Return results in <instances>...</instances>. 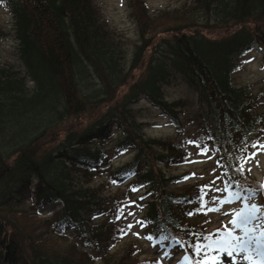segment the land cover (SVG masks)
Listing matches in <instances>:
<instances>
[{"label":"trees","instance_id":"16d2710c","mask_svg":"<svg viewBox=\"0 0 264 264\" xmlns=\"http://www.w3.org/2000/svg\"><path fill=\"white\" fill-rule=\"evenodd\" d=\"M192 1L202 20H190L188 9L174 11L184 25L173 26L176 32L170 37L154 40L162 31L150 29L139 17L156 18L169 12L153 17L156 13L145 2L129 0L138 39L126 62L122 39L101 17L93 0H0L12 15L21 68L0 63V213L21 229L35 264L160 262L139 261L134 245L111 252L123 237L121 206L129 201L133 188L143 190L141 222L153 242L182 249L190 264L205 253L209 262L211 254L203 243L212 232L206 231L208 219L200 215L203 186L183 185L189 173L166 175L159 167L184 159L186 146L180 141L147 138L126 102L143 98L181 133L180 118L187 103L167 99L166 89L173 81L196 93L192 117L197 125L196 143L216 153V164L228 186L248 195L262 192L261 185L243 172L242 162L251 149L264 144V107L258 111L259 98L249 85H236L233 74L239 68L237 59L256 47L264 67V0ZM194 26L234 30L226 37L207 39L200 31L191 32ZM153 40L156 54L149 53L145 73L126 96L87 129L67 132L56 150L45 152L46 138L54 136L56 141L61 123L114 98ZM160 43L167 49L164 53L159 51ZM114 128L119 133L114 151H136L131 162L117 168L109 164L105 147L116 137ZM103 173L108 175L107 183L91 186ZM128 176L132 182L125 191L105 195L113 181ZM54 201L61 209L43 219L45 234L27 233L21 225L23 216L36 215ZM43 235L63 242L64 252L47 247ZM162 236L169 239L161 241ZM196 247L202 251L194 255ZM0 264H28L18 234L2 221Z\"/></svg>","mask_w":264,"mask_h":264},{"label":"rangeland","instance_id":"374dc122","mask_svg":"<svg viewBox=\"0 0 264 264\" xmlns=\"http://www.w3.org/2000/svg\"><path fill=\"white\" fill-rule=\"evenodd\" d=\"M140 1L145 2L151 13H156L155 15H151L153 17L158 16L159 14L157 13L159 12H169V14L160 15L156 18H148L142 16L139 17L143 23H148L150 29L156 30L158 32L162 31L155 36L156 38H154V40H159L168 35L170 37L172 33L176 32L177 27L173 26L182 24L184 25V22H181L179 19V13L174 11L179 12L181 10L188 9L190 20H195L196 23L199 22V19L200 21L202 20V18H199L198 16L199 12L195 11V8L193 9L192 0ZM93 2L95 3V5H97L101 17L107 22L108 26L115 30L119 37L122 39V48L125 53V60L126 62H128L129 59H131L133 49L138 39L137 25L131 13L132 10L129 0H93ZM170 27L173 28L171 30H168ZM194 30H196L197 32L200 31L207 39H219L228 36L233 32L234 29L232 27L209 29L202 26H194L191 28V32ZM0 31L2 33V35H0V63L10 66L14 69H21L17 53L18 43L15 40L13 31L12 15L8 7L3 5L1 2ZM183 31H186V29ZM154 40L153 44L146 51L142 61L138 64V67L131 70L128 76L127 83L119 87V89L115 91L114 98L111 101L103 102L104 104H101L98 108L91 110L89 109L83 113L77 114L75 116L73 115L65 120L63 123H61L62 128L57 132V135L55 134L56 141L52 140L54 136L46 138L48 139V142L44 144V147L42 149L45 150V152L56 150L55 146L59 143V141L63 140L67 132H69V134H77L87 129L100 117L105 115L114 102L124 98L133 86V83H135L136 80L141 78L145 73L147 59H149L148 56L156 51L153 49L156 43V41L154 42ZM158 48L161 53H164L167 50L165 46H161V43L160 47ZM237 65L239 66V68L238 71L233 74V82L238 86H250L252 93L259 98L260 108L258 111L260 112L264 107V67L262 65V54L259 48L256 47L253 51L240 56L237 59ZM97 81L92 77V82L94 84H98ZM173 83V85L168 86L166 89L167 99L170 101L184 100L187 103V106L185 107L186 109L182 111V115L180 118L181 122L184 125L181 134L176 132L171 122L161 114L160 110L152 107L143 98L134 101H132L133 99H128L126 102H130L129 107H132L136 112L137 119L142 123V130L147 138L182 141L188 147L189 155L187 157L184 156L185 159L180 163L172 164L169 166L160 164L159 167L163 172L166 173V175L182 174L185 172L190 173L183 185L193 186L200 184L203 186V201L204 205H206V207L203 208L206 215L203 216H207L210 219L206 222V224L209 222L206 227V231H212L215 228L214 231L220 232L224 230V226L221 225H225L226 227H229L228 230L231 229V231L233 232V226L230 224V221L233 219V216L231 214L235 213V211L237 210L238 203H235V201L223 204L209 203V201L213 198H223L224 200H228L230 197H232V195L228 192L224 176L220 173L218 167L216 166L214 159L215 154L211 152L210 148L209 152L206 155L200 154V149L189 143L190 141H194L195 137L198 134L196 133L197 125L194 124V119L192 118L193 115H195L198 103L196 93L187 88V86L182 82L173 81ZM27 84L30 83H28L27 81ZM84 90H86V88H84ZM113 131L115 132L116 137H114L111 142H109V144L105 147L108 148V151L110 153V163L118 167L122 164L131 162V159L135 156L136 151L129 150L124 153L114 152V145L119 139V133H117L115 128L113 129ZM255 148L256 150H253L254 152L252 151V155L250 154L248 159L245 161L244 170L247 171L251 177L260 181L264 188V147L258 145ZM253 154H255L254 157ZM107 181L108 175L106 173H103L102 176H99L92 180L91 186L97 187L101 183H107ZM128 181L129 180H126L125 183L123 181H120L119 183L112 184L111 187H109V191H104L105 195L111 196L115 195L118 192L120 193L122 191H125L128 188ZM177 186L179 185H176L175 187ZM225 188H227V192L218 191ZM205 193H207L208 195L205 196ZM141 195V189L133 188L132 195L129 201L122 204L120 220H122L123 222V237L121 241L113 247L111 252H113V254H115L117 251L123 252L124 250H127L129 247H133L134 245L133 248H135L136 246L137 252L139 253V261H152L155 258H160L162 259L161 264H173L175 259L179 256L176 254V250H171L170 252L163 253L164 247L159 245L153 247V244L150 243L151 240L149 239V235L145 230L143 223L141 222V216L144 212V209L142 207V200L140 198ZM261 203V199L254 202V204L259 206L261 205ZM26 205L27 204L25 203L18 204V206L21 207ZM59 209H61L60 204L58 202H52L42 211H38L36 215L30 212L31 216H28V214L26 213V217L23 216L24 219L21 220V225L29 234L38 235L40 231L45 234L43 231L45 227L43 219L45 218V216H48L51 213H54V215H56L57 213H59ZM193 219H195L196 222V218L194 217ZM233 229L235 230L236 228ZM262 231H264V227H256L254 231H251L248 234H245V232L241 229L237 230L235 234L233 233L230 238H227V244H225L224 246H230L231 248L236 249V251L233 253L235 261L238 260L236 258H239V256L243 258L244 255H248L251 259L247 262L264 264V256L258 254L256 244V241L258 240L259 250L260 252H264V236L261 235ZM221 235L222 232L218 234V237ZM43 237L44 239H46L45 241L47 247L56 249L59 251V253L64 252V248L66 247L63 242L56 240L53 237L49 238L46 235H43ZM205 238L207 239L208 236H206ZM250 240L252 241L251 243H249ZM23 248L30 255L28 242L26 241L25 236L23 239ZM21 254L27 261L22 251ZM223 255H226V253ZM223 255L218 251L213 252L211 254V260L213 257H216L221 261L222 264ZM211 260L209 259V262ZM94 264H100V262L96 261L94 262ZM238 264H240V259L238 260Z\"/></svg>","mask_w":264,"mask_h":264},{"label":"snow or ice","instance_id":"6c2138e0","mask_svg":"<svg viewBox=\"0 0 264 264\" xmlns=\"http://www.w3.org/2000/svg\"><path fill=\"white\" fill-rule=\"evenodd\" d=\"M189 143L193 144L196 147H200L194 141H190ZM261 147H264V145H261ZM209 150L210 149H209L208 145L205 144L203 147H200V154L206 155L209 152ZM254 156H255V154H253V157ZM113 182L116 183L117 181H113ZM218 191L227 192V188H225L223 190H218ZM206 195H208V194L205 193V196ZM255 195H256L255 192H249L248 200L252 201L255 198ZM199 199L201 201V205H200L201 208L206 207V205L203 204L204 196H201ZM240 200H241V196L237 193H234L232 195V197H230L228 200H224L223 198H220V199L213 198L212 200L209 201V203L210 204H215V203L223 204V203H230L233 201H240ZM231 215L233 216V219L230 221V224L233 226V228H240L241 230H243L245 232V234H248L249 232L254 231L256 227H264V206H259V205L253 204V203H249L247 205V211L241 210L239 212L232 213ZM226 235L231 236V233H227ZM261 235L264 236V231L261 232ZM151 238L152 237H149V239H151ZM160 239H161V241H166L169 239V237L168 236H162ZM251 242L252 241L250 240L249 243H251ZM216 243L220 246L218 248L213 249V251L214 252H217V251L221 252L222 255L226 253V255H223L222 264H235V258L233 256V253L236 251V249L231 248L230 246L225 247L224 245L227 244L226 240L217 241ZM256 244H257L258 254L261 256H264V252H260V250H259V241L258 240L256 241ZM201 251L202 250L199 247H196L194 249V255L196 253H200ZM176 254L179 255L180 254L179 251H177ZM166 255H167V253H166ZM205 257H206V253H205L204 257H201V259L196 260L195 264H221V261L216 257H213L210 262L206 261ZM243 258L246 261L251 259L248 255H244Z\"/></svg>","mask_w":264,"mask_h":264},{"label":"water","instance_id":"95a60500","mask_svg":"<svg viewBox=\"0 0 264 264\" xmlns=\"http://www.w3.org/2000/svg\"><path fill=\"white\" fill-rule=\"evenodd\" d=\"M0 221H2L3 223L9 225L18 234V236L20 238L21 251L24 253L28 264H35L34 260L32 259V257L23 248L24 234L21 231V229L18 227V225L12 219H10L8 216H6V215H4L2 213H0Z\"/></svg>","mask_w":264,"mask_h":264},{"label":"bare ground","instance_id":"6f19581e","mask_svg":"<svg viewBox=\"0 0 264 264\" xmlns=\"http://www.w3.org/2000/svg\"><path fill=\"white\" fill-rule=\"evenodd\" d=\"M9 226V225H8ZM10 227V226H9ZM236 259H240V264H255V263H250V262H247L246 260H244L242 257L239 256V258H236ZM238 260L235 261V264H238Z\"/></svg>","mask_w":264,"mask_h":264}]
</instances>
